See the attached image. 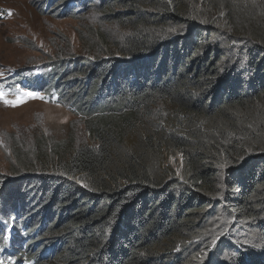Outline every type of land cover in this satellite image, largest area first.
I'll return each instance as SVG.
<instances>
[{
    "label": "trees",
    "instance_id": "trees-1",
    "mask_svg": "<svg viewBox=\"0 0 264 264\" xmlns=\"http://www.w3.org/2000/svg\"><path fill=\"white\" fill-rule=\"evenodd\" d=\"M66 1L122 33L31 85L93 144L0 174L1 235L34 264H264V0Z\"/></svg>",
    "mask_w": 264,
    "mask_h": 264
},
{
    "label": "rangeland",
    "instance_id": "rangeland-1",
    "mask_svg": "<svg viewBox=\"0 0 264 264\" xmlns=\"http://www.w3.org/2000/svg\"><path fill=\"white\" fill-rule=\"evenodd\" d=\"M38 3L39 0H0V71L45 65L58 61L62 53L72 57L89 56L91 51L103 50L98 31H105L109 40L122 33L119 28L103 23L99 8L89 9L82 18L73 19L54 13L43 15ZM1 92L6 93L0 99V174L5 178L18 176L21 171L18 164L23 156L41 158L42 154L49 153V147L60 143L72 151L81 145L93 144L83 121L67 104ZM5 99L15 106L5 104ZM170 163L177 166L173 157Z\"/></svg>",
    "mask_w": 264,
    "mask_h": 264
},
{
    "label": "clouds",
    "instance_id": "clouds-1",
    "mask_svg": "<svg viewBox=\"0 0 264 264\" xmlns=\"http://www.w3.org/2000/svg\"><path fill=\"white\" fill-rule=\"evenodd\" d=\"M40 2L41 0H39V3ZM39 3H38V8H40ZM54 7H55V13H54L55 15L65 16V15L60 14V12H65V11L70 10V7L68 6L66 0L65 1L64 0H43L41 8L44 13H49V10H51ZM56 10L59 12L57 13ZM51 14H52V10H51ZM47 64L48 63H46L45 65H38V66L30 67L28 69H23V71L21 72L15 69H12L9 71H0V92L7 91L15 95H19V96L24 95L25 92H32V93L38 94L37 97L39 99L47 100L48 103H57V102L59 103L60 102L61 104H67V106H69L70 109L73 110L72 104H69L66 99L62 98L60 94L61 90L39 89V88H34L31 85L32 80H39L42 77L43 73L45 72L47 68ZM19 78L23 79L25 83L23 84L22 82H20L18 80ZM12 97L13 95L9 96L8 98L11 99ZM11 245H14L16 250L20 252L19 256L14 257L16 259L14 264H34L33 260H30L31 258H29L30 255H23V253H21L22 251L20 250V246L27 245V243L24 240H22L17 235L12 234V233L1 235L0 247L5 249L6 247L11 246ZM55 246H49L42 253L41 258L43 260L52 258L56 252ZM0 264H3V263L0 262Z\"/></svg>",
    "mask_w": 264,
    "mask_h": 264
},
{
    "label": "snow or ice",
    "instance_id": "snow-or-ice-1",
    "mask_svg": "<svg viewBox=\"0 0 264 264\" xmlns=\"http://www.w3.org/2000/svg\"><path fill=\"white\" fill-rule=\"evenodd\" d=\"M24 94H25L26 96H31V97H37V96H38V94H36V93H32V92H25ZM5 95H6V93L0 92V98H3ZM41 98H42V97H41ZM4 102H5V104H13L12 101H9V100H7V99H5ZM13 106H15V105L13 104ZM214 243H215V241H213V244H214Z\"/></svg>",
    "mask_w": 264,
    "mask_h": 264
}]
</instances>
